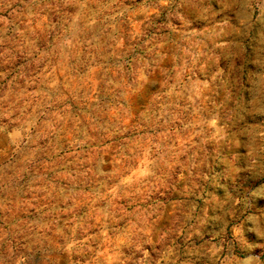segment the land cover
Here are the masks:
<instances>
[{
	"label": "rangeland",
	"instance_id": "rangeland-1",
	"mask_svg": "<svg viewBox=\"0 0 264 264\" xmlns=\"http://www.w3.org/2000/svg\"><path fill=\"white\" fill-rule=\"evenodd\" d=\"M0 264H264V0H0Z\"/></svg>",
	"mask_w": 264,
	"mask_h": 264
}]
</instances>
